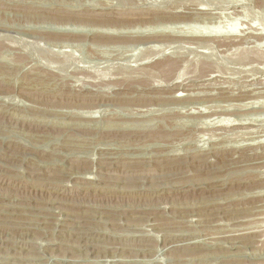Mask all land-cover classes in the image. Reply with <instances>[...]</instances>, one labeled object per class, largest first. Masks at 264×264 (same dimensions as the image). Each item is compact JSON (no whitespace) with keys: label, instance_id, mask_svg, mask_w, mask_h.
I'll return each instance as SVG.
<instances>
[{"label":"rangeland","instance_id":"obj_1","mask_svg":"<svg viewBox=\"0 0 264 264\" xmlns=\"http://www.w3.org/2000/svg\"><path fill=\"white\" fill-rule=\"evenodd\" d=\"M135 2L152 20L125 27L59 18L125 0H0V220L23 217L0 221V264H264V0ZM168 55L216 71L114 85Z\"/></svg>","mask_w":264,"mask_h":264},{"label":"bare ground","instance_id":"obj_2","mask_svg":"<svg viewBox=\"0 0 264 264\" xmlns=\"http://www.w3.org/2000/svg\"><path fill=\"white\" fill-rule=\"evenodd\" d=\"M137 5V2H135V0H125V4L123 5V9L121 8V10L119 11L120 12V17H118L117 19L116 18H107V17H103L102 15H97V16H94V15H92V16H86V15H84V14H86V13H80V14H77V15H75V16H73V15H68V16H66V17H59L60 19H63V18H65V19H69V20H74V21H80V22H86V23H101V24H110V25H124L125 27L127 26V25H133V24H136L137 25V23H139V22H146V21H148L149 19H151V18H149V19H146V18H144L143 16H141V15H139V16H141L142 18H139L138 16V18H136V17H134L133 15H130L129 13H131V12H133L134 10H136L137 12H144L143 11V9H141L139 6H136ZM195 9V8H194ZM119 10V9H118ZM117 10V11H118ZM170 10V9H169ZM171 10H174V9H171ZM184 10V9H183ZM135 11V12H136ZM162 11V10H161ZM177 11V10H176ZM191 11V10H190ZM192 11H193V9H192ZM198 11V10H197ZM201 11V10H200ZM115 12V11H114ZM188 12V11H187ZM148 13V12H147ZM178 13V12H177ZM185 13V12H184ZM98 14V13H97ZM102 14V13H101ZM105 13H103V15H104ZM110 14V13H109ZM115 14H116V12H115ZM127 14H129V15H127ZM148 14H150V13H148ZM152 14V13H151ZM154 14V13H153ZM162 14V13H161ZM106 15V14H105ZM114 15V14H113ZM144 15V14H143ZM170 15V14H169ZM83 16V17H82ZM111 16V15H110ZM149 16V15H148ZM147 16V17H148ZM154 16V15H153ZM157 16V15H156ZM155 16V17H156ZM161 16V17H160ZM159 17H157V19H164V18H166V17H168V16H165L164 14H162V15H160ZM170 16H172V15H170ZM169 16V17H170ZM177 16V15H176ZM180 17L179 18H183V17H181V15H179ZM152 17V16H151ZM175 17V16H174ZM178 17V16H177ZM176 17V18H177ZM185 17H187V15L185 16ZM173 18V17H172ZM152 20V19H151ZM153 20H155V18H153ZM167 20V19H166ZM165 20V21H166ZM164 21V22H165ZM172 21V20H171ZM179 21V20H178ZM157 22V21H156ZM159 22V21H158ZM161 22V21H160ZM159 22V23H160ZM164 22H162L163 24H164ZM168 22H169V20H168ZM167 22V23H168ZM175 22V21H174ZM173 21H172V23H174ZM182 22V21H181ZM185 22H187V21H185ZM154 22H152V24H153ZM166 23V22H165ZM183 23V22H182ZM157 24V23H156ZM170 24V23H169ZM175 24V23H174ZM177 25H179V23L177 22L176 23ZM150 25V24H149ZM181 25V24H180ZM138 26V25H137ZM140 26V25H139ZM144 26H146V24L144 23ZM113 27V26H112ZM118 27H120V26H118ZM129 27V26H128ZM127 27V28H128ZM133 27V26H132ZM136 27V26H135ZM121 28H123V27H121ZM124 34V33H123ZM110 35V34H109ZM118 35V34H117ZM122 35V34H121ZM128 35V34H127ZM195 35V34H194ZM125 36V35H124ZM124 36H121V37H124ZM131 36V35H130ZM136 36V35H135ZM169 36V35H168ZM200 36V35H199ZM210 36V35H209ZM102 37V36H101ZM111 37V36H110ZM120 37V36H119ZM126 37V36H125ZM140 37H142V36H140ZM166 37V36H165ZM174 37H175V35H174ZM201 37H203V36H201ZM206 37V36H205ZM208 37V36H207ZM211 37V36H210ZM217 37V36H216ZM109 38V37H108ZM115 38V37H114ZM130 38V37H129ZM143 38V37H142ZM142 38H140V39H142ZM145 38V37H144ZM154 38V37H153ZM162 38H163V36H162ZM172 38V37H171ZM177 38V37H176ZM198 38V37H197ZM219 38V37H218ZM125 39V38H124ZM124 39H122V40H124ZM127 39V38H126ZM137 39V38H136ZM151 39V38H150ZM150 39H149V41H150ZM180 38H178L177 40H179ZM209 39V38H208ZM211 39V38H210ZM112 40H114V39H112ZM119 40V39H118ZM117 40V41H118ZM153 40V39H152ZM157 40V39H156ZM166 41H167V39H165ZM172 40V39H171ZM171 40H169L170 42H171ZM176 39H174V41H175ZM181 40V39H180ZM180 40H179V42H180ZM116 41V40H115ZM147 41V40H146ZM165 41V42H166ZM169 41H167L168 43H169ZM182 41V40H181ZM196 41V40H195ZM199 42L201 41L200 39L198 40ZM202 41H203V39H202ZM206 41H207V39H206ZM232 41V40H231ZM173 42V41H172ZM178 42V41H177ZM194 42V41H193ZM205 42V41H204ZM210 42V41H209ZM230 42V41H229ZM198 43V42H197ZM203 43V42H202ZM212 43V42H211ZM205 44V43H204ZM203 44V45H204ZM229 44V43H228ZM227 44V45H228ZM1 45H3V44H0V48H1ZM207 45V44H206ZM230 45V44H229ZM182 59V58H181ZM181 59H180V55H178V56H175V55H173V56H170V55H168L166 58H164V59H160V61H157L156 63H154L153 65H151V67H149L148 69H142V71H137L136 72V70H134V71H132V72H127V73H124L123 74V76H122V78H121V80H118V82L117 83H115L114 85L117 87H123V88H125V89H127L128 91L130 90V91H135V92H137V90H139V92H142L143 93V91H140V90H144V91H146V90H151L152 88H153V83H154V81L155 80H157L158 78H160V80H163L164 82H167V81H169V80H172L171 78H173L174 79V75H175V77H176V75H177V77L175 78V79H177L178 77L179 78H182V77H186L189 73H193V74H195V75H202V74H204L205 72L207 73L210 69H212V68H216V66H214L215 65V62H214V64H212V63H210L211 61H201V62H199V64L196 66V68H194V71H190L186 66H184V65H182L183 67H181L180 66V64H182L181 63ZM26 59L24 58V57H20L19 59H18V62L19 63H17V64H21L22 62H24ZM210 60V59H209ZM184 62V61H183ZM152 63V62H151ZM4 66V65H3ZM147 66V65H146ZM141 67H142V65H141ZM1 68V67H0ZM215 68H214V70H215ZM141 70V69H140ZM41 71V70H40ZM39 71V72H40ZM216 71V70H215ZM38 72V73H39ZM214 72V71H213ZM211 73V72H210ZM31 76L30 77H28L29 78V81L30 82H36V83H40V82H44V81H47V80H57L58 78L57 77H59V76H57L56 74H52V73H49L48 71H44V72H42V73H39V74H30ZM208 75H209V73H208ZM208 75H206V76H208ZM214 75V74H213ZM218 75V74H217ZM222 75V74H221ZM189 76V75H188ZM193 76V75H192ZM211 76V75H210ZM209 77V76H208ZM203 78H205V77H202V80H203ZM207 78V77H206ZM210 78V77H209ZM224 78V77H223ZM59 79H61V78H59ZM197 79V78H196ZM196 79H195V81H196ZM219 79V78H218ZM56 80L54 81V82H56ZM189 80V79H188ZM187 80V81H188ZM192 80V79H191ZM190 80V81H191ZM194 80V79H193ZM199 80V79H198ZM225 80V79H224ZM50 81H48V83L50 82ZM58 82H60L59 80H57ZM174 82H175V80H173ZM207 81V80H206ZM214 81V80H213ZM215 81H217V80H215ZM52 82V81H51ZM164 82L162 83V84H164ZM197 82V81H196ZM205 82V81H204ZM156 83H157V81H156ZM161 83V82H160ZM172 83V82H171ZM203 83V82H202ZM216 83V82H215ZM59 84V83H58ZM64 84V83H63ZM169 84V83H168ZM181 84V83H180ZM195 84H197V83H195ZM157 85V84H156ZM166 85V84H165ZM171 85V84H170ZM175 85V84H174ZM186 85V84H185ZM213 85V84H212ZM221 85V84H220ZM225 85V84H224ZM201 86V85H200ZM207 86V85H206ZM223 86V85H222ZM68 87V86H67ZM117 87V88H118ZM185 87V86H184ZM213 87V86H212ZM163 88H165V87H163ZM176 88H178V89H181L182 87L181 86H176ZM175 88V89H176ZM193 88H194V86H193ZM67 89V88H66ZM222 90V89H221ZM226 90V89H225ZM25 91V90H24ZM67 92V90H62L61 91V93L63 94V95H65L66 94V96L68 97V94L66 93ZM184 91V90H183ZM224 91V90H223ZM76 92V91H75ZM181 92L182 91H179L178 93L179 94H177L176 93V95H178V97H185V98H190V97H188V95H182L181 94ZM186 92H188V91H186ZM204 92V91H203ZM185 93V92H184ZM189 93V92H188ZM209 93V92H208ZM226 93V92H225ZM228 93V92H227ZM245 93V92H244ZM249 93V92H248ZM29 94H31V95H33L34 97H36L37 96V94L36 93H34V92H29ZM76 94V93H75ZM81 94V93H80ZM88 94V93H87ZM90 94V93H89ZM88 94V95H89ZM92 94V93H91ZM90 94V95H91ZM98 94V93H97ZM96 94V95H97ZM161 94V93H160ZM164 94V93H163ZM169 94V93H168ZM191 94H193V93H191ZM206 94V93H205ZM250 94V93H249ZM70 95V94H69ZM78 95V94H77ZM96 95H94V96H96ZM135 95V94H134ZM141 95V94H140ZM157 95V94H156ZM166 95V94H165ZM164 95V96H165ZM200 95V94H199ZM81 95H79V97H80ZM172 96H174V93H173V95ZM171 95H170V97H172ZM228 96V95H227ZM243 96V95H242ZM247 96V95H246ZM59 97H61L62 98V95L61 96H59ZM64 97V96H63ZM87 97V96H86ZM98 97H100V95L98 96ZM107 97V96H106ZM122 97H124L123 95H122ZM126 97H127V94H126ZM125 97V98H126ZM133 97V96H132ZM142 97V96H141ZM144 97L145 96H143V100H144ZM149 97V96H148ZM154 97V96H153ZM208 97V96H207ZM222 97V96H221ZM48 98V97H47ZM51 97H49L48 99H50ZM54 98V97H53ZM69 98V97H68ZM75 98V97H74ZM77 98V97H76ZM84 99H85V97H83ZM94 98V97H93ZM102 98H104V95H103V97ZM107 98H109V97H107ZM118 98V97H117ZM139 98V97H138ZM151 98H152V96H151ZM159 98V97H158ZM166 98V97H165ZM174 98V97H173ZM184 98V99H185ZM56 99V98H55ZM54 99V100H55ZM60 99V98H59ZM89 100L91 99V98H88ZM95 99V98H94ZM94 99H91L92 101L94 100ZM136 99V98H135ZM155 99V98H154ZM157 99V98H156ZM162 99H163V97H162ZM64 100V99H63ZM62 100V101H63ZM69 100V99H68ZM101 100V99H100ZM103 100V99H102ZM121 100V99H120ZM137 100V99H136ZM141 100V99H140ZM142 100V101H143ZM167 100V99H166ZM199 100V99H198ZM49 101H51V100H49ZM57 101V100H56ZM70 101H71V97H70ZM131 101V100H130ZM138 101V100H137ZM177 101V100H176ZM127 102V101H126ZM184 102V101H183ZM186 102V101H185ZM188 102V101H187ZM84 103H85V101H84ZM92 103V102H91ZM90 103V104H91ZM129 103H131V102H129ZM135 103V102H134ZM141 103V102H140ZM157 103H159V102H157ZM169 103V102H168ZM180 103V102H179ZM104 104V103H103ZM133 104V103H132ZM141 107V106H140ZM211 114V113H210ZM135 115V114H134ZM131 116V115H130ZM139 116V115H138ZM140 117V116H139ZM134 118V117H133ZM221 128V127H220ZM219 128V129H220ZM112 132V131H111ZM129 133V132H128ZM133 133V132H132ZM113 134H114V132H113ZM116 134V133H115ZM117 134H119L118 132H117ZM130 134H131V132H130ZM120 135H121V132H120ZM122 135H123V133H122ZM136 135H138V134H136ZM141 135V134H140ZM171 136L172 134L170 133V132H168V131H166V130H160L159 132H157L154 136L156 137V138H165V137H167V136ZM111 136V135H110ZM125 136V135H124ZM127 136V135H126ZM130 136V135H129ZM135 136V135H134ZM131 137V136H130ZM123 140V139H122ZM125 147V146H124ZM119 149V148H118ZM252 150V149H251ZM253 151V150H252ZM221 153V152H220ZM225 154V153H224ZM247 155V154H246ZM251 155V154H250ZM241 156V155H240ZM255 156V155H254ZM262 156V155H261ZM221 157V156H220ZM235 157V156H234ZM247 157V156H246ZM224 158H225V156H224ZM223 158V159H224ZM229 158V157H228ZM233 158V157H232ZM231 158V159H232ZM243 158V157H242ZM106 159V158H105ZM111 159V158H110ZM174 159V158H173ZM201 159V158H200ZM205 159V158H204ZM209 159H210V157H209ZM226 159V158H225ZM230 159V158H229ZM238 159V158H237ZM258 159V158H257ZM256 159V160H257ZM261 159V158H260ZM168 160V159H167ZM201 160H203V159H201ZM102 161V160H101ZM100 161V162H101ZM190 161H192V159L190 160ZM200 161V160H199ZM226 161V160H225ZM224 161V162H225ZM239 161V160H238ZM259 161V160H258ZM104 162V161H103ZM113 162V161H112ZM159 162H162V161H159ZM223 162V161H222ZM223 162V163H224ZM236 162V161H235ZM262 162V161H261ZM109 163V162H108ZM111 163V162H110ZM109 163V164H110ZM164 163H168V162H164ZM186 163H188L187 162V160L185 161V160H183V158L181 159H177V157H176V161H175V159H174V162L173 163H171V164H169L168 163V165H164V164H162V165H160V167H161V169H167V170H165V171H172V170H176V169H180L182 166L184 167V165H186ZM204 163H206V159H205V161H204ZM203 163V164H204ZM234 163V162H233ZM115 164V163H114ZM121 165H126V166H132L133 164L132 163H130V162H122V163H120ZM160 164V163H159ZM202 164V163H201ZM226 164V163H225ZM235 164V163H234ZM242 164V163H241ZM98 165V164H97ZM105 165H106V163H105ZM113 165V164H112ZM224 165V164H223ZM222 165V166H223ZM228 165V164H227ZM230 165H232V164H230ZM140 166V165H139ZM142 166V165H141ZM252 166V165H251ZM106 167V166H105ZM110 167H112V166H110ZM114 167H115V165H114ZM135 167V166H134ZM136 167H138L137 165H136ZM144 167V166H143ZM199 167H201V166H199ZM206 167V166H205ZM229 167V166H228ZM231 167V166H230ZM229 167V168H230ZM88 168V167H87ZM108 168V167H107ZM138 168H140V167H138ZM142 168V167H141ZM189 168V167H188ZM216 168V167H215ZM226 168V167H225ZM249 168V167H248ZM253 168V167H252ZM256 168V167H255ZM106 169V168H105ZM127 169H130V168H128L127 167ZM153 169V168H152ZM159 169V168H158ZM199 169H201V168H199ZM203 169V168H202ZM222 169V168H221ZM239 169V168H238ZM34 170V169H33ZM109 170V169H108ZM134 170H135V168H134ZM197 170H198V168H197ZM124 171V170H123ZM160 171V170H159ZM229 171V170H228ZM234 171V170H233ZM250 171V170H249ZM39 172V171H38ZM37 172V173H38ZM53 172V171H52ZM125 172V171H124ZM129 172V171H128ZM230 172V171H229ZM235 172V171H234ZM169 173V172H168ZM193 173V172H192ZM228 173V172H227ZM244 173V172H243ZM52 174V173H51ZM55 174H56V172H55ZM106 174V173H105ZM162 174H164V173H162ZM229 174V173H228ZM57 176V175H56ZM59 176H61V174H58V177ZM97 177H99V176H97ZM162 177V176H161ZM57 180V179H56ZM237 180H239V179H237ZM236 181V180H235ZM244 181H242V183H243ZM248 182V181H247ZM246 182V183H247ZM10 183V182H9ZM8 183V184H9ZM238 183V182H237ZM239 183H240V180H239ZM255 183V182H254ZM253 183V184H254ZM257 183V182H256ZM260 183V182H259ZM88 184V183H87ZM235 184V183H234ZM241 184V183H240ZM240 184H238V185H233V187H232V185H231V187H230V191H232V190H237V188L240 186ZM86 185V184H85ZM243 185V184H242ZM35 186V185H34ZM249 186H250V183H249ZM248 188V187H247ZM210 189H212V188H210ZM241 189V188H240ZM221 190V189H220ZM238 190H239V188H238ZM87 192V191H86ZM186 192V191H185ZM85 193V192H84ZM216 193V192H215ZM90 194H93V193H90ZM162 195V194H161ZM169 195V194H168ZM170 196V195H169ZM187 196V195H186ZM189 196V195H188ZM71 197V196H70ZM94 197V196H93ZM161 197V196H160ZM162 198V197H161ZM164 198V197H163ZM166 198V197H165ZM27 199V198H26ZM231 199V198H230ZM29 200V199H28ZM65 200V199H64ZM147 200V199H146ZM260 200V199H259ZM75 201V200H74ZM254 201V200H253ZM252 201V202H253ZM250 202V201H249ZM258 202V201H257ZM262 202V201H261ZM23 203H24V200H23ZM27 203V202H26ZM264 203V202H263ZM20 204V203H19ZM30 204V203H29ZM28 204V205H29ZM230 204V203H229ZM234 204V203H233ZM41 205V204H40ZM236 205V204H235ZM244 205V204H243ZM14 206V205H13ZM22 206V205H21ZM34 206H37V205H34ZM69 206V205H68ZM85 206V205H84ZM252 206V205H251ZM262 206V205H261ZM40 207V206H39ZM220 207V206H219ZM232 207V206H231ZM18 208V207H17ZM35 208H37V207H35ZM42 208V207H41ZM44 208V207H43ZM51 209V208H50ZM210 209V208H209ZM250 209H252V208H250ZM258 209V208H257ZM212 210V209H211ZM216 210L217 209H213V211L214 212H216ZM241 211L240 212H242V208L240 209ZM247 210V209H246ZM259 210V209H258ZM17 211V210H16ZM52 211V210H51ZM69 211V210H68ZM105 211V210H104ZM227 211V210H226ZM243 211H244V209H243ZM252 211V210H251ZM3 212V211H2ZM9 212V211H8ZM13 212V211H12ZM12 212H10V213H7V214H9L8 216H3V218L1 219V220H3V221H5V222H8V220L9 221H11V222H16V223H18L19 221H21V220H23L22 218L23 217H20V216H11V215H14V214H20V213H12ZM18 212V211H17ZM20 212V211H19ZM30 212V211H29ZM78 212V211H77ZM201 212V211H200ZM209 212H210V210H209ZM218 212H219V210H218ZM233 212V211H232ZM237 212V211H236ZM240 212H238V213H240ZM1 213V212H0ZM39 213V212H38ZM84 213V212H83ZM161 214V213H160ZM220 214V213H219ZM1 215V214H0ZM85 215H87V214H85ZM89 215L90 214H88V216H84V217H81L79 220H80V223L82 224V227H86L87 229H89V227H91V222L93 221L92 220V218L91 217H89ZM110 215V214H109ZM210 215V214H209ZM212 215V214H211ZM215 215H217V212L215 213ZM238 215V214H237ZM245 215V214H244ZM247 215V214H246ZM83 216V215H82ZM214 216V215H213ZM220 216V215H219ZM225 216V215H224ZM76 217V216H75ZM161 217V216H160ZM232 217V216H231ZM238 217V216H237ZM74 218V217H73ZM96 218V217H95ZM151 218V217H150ZM223 218V217H222ZM233 218V217H232ZM42 219V218H41ZM241 219V218H240ZM239 219V220H240ZM0 220V221H1ZM78 220V219H77ZM150 220V219H149ZM157 220V219H156ZM61 221V220H60ZM212 221V220H211ZM96 222V221H95ZM20 223H22V222H20ZM29 223V222H28ZM74 223V222H73ZM79 223V224H80ZM159 223V222H158ZM168 224V223H167ZM212 224H213V222H212ZM2 225V224H1ZM8 225V224H7ZM12 227H16V225H11ZM11 226H9L10 228H11ZM23 226V225H22ZM47 226V225H46ZM45 226V227H46ZM5 227V226H4ZM7 227V226H6ZM49 227V226H48ZM81 227V226H80ZM38 228V227H37ZM42 228V227H41ZM51 229V228H50ZM80 229V228H79ZM60 230V229H59ZM93 230V229H92ZM11 232V231H10ZM9 232V233H10ZM60 232V231H59ZM14 233V232H13ZM83 234V233H82ZM81 234V235H82ZM88 234V233H87ZM8 235V234H7ZM77 236V235H76ZM1 239H2V237H1ZM6 239V238H5ZM77 239H79V238H77ZM141 240V239H140ZM176 240V239H175ZM3 241H5V240H3ZM58 241V240H57ZM88 241V240H87ZM183 241V240H182ZM53 242V241H52ZM54 242H56V241H54ZM191 242V241H190ZM3 243V242H2ZM18 244V243H17ZM169 244V243H168ZM185 244V243H184ZM3 245V244H2ZM77 245V244H76ZM172 245V244H171ZM170 245V246H171ZM183 246V245H182ZM176 247V246H175ZM9 248V247H8ZM179 248V247H178ZM177 248V249H178ZM198 248V247H197ZM89 249V248H88ZM185 249V248H184ZM189 249V248H188ZM175 250V249H174ZM200 250V249H199ZM190 251V250H189ZM192 251V250H191ZM188 252V251H187ZM182 253H184V252H182Z\"/></svg>","mask_w":264,"mask_h":264}]
</instances>
